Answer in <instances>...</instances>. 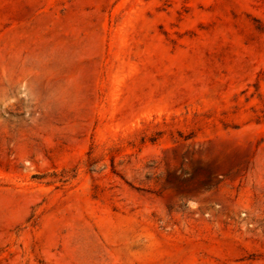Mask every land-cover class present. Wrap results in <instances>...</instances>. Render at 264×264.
<instances>
[{
	"label": "rangeland",
	"instance_id": "374dc122",
	"mask_svg": "<svg viewBox=\"0 0 264 264\" xmlns=\"http://www.w3.org/2000/svg\"><path fill=\"white\" fill-rule=\"evenodd\" d=\"M0 264H264V0H0Z\"/></svg>",
	"mask_w": 264,
	"mask_h": 264
}]
</instances>
